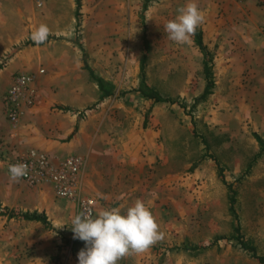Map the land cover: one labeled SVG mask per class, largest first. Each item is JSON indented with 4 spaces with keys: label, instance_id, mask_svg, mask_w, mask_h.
I'll list each match as a JSON object with an SVG mask.
<instances>
[{
    "label": "rangeland",
    "instance_id": "1",
    "mask_svg": "<svg viewBox=\"0 0 264 264\" xmlns=\"http://www.w3.org/2000/svg\"><path fill=\"white\" fill-rule=\"evenodd\" d=\"M144 2L80 0L75 16L74 0H0V211L42 212L49 222L0 216V264H79L85 248L72 247L74 203L49 183L9 180L7 162L30 149L54 164L82 158L79 192L94 200V218L106 208L123 213L136 199L151 210L162 239L118 264H259L231 239L236 221L217 166L235 191L244 239L264 257V152L257 156L256 140L264 143V0H196L205 15L196 30L211 55L204 100L193 36L177 44L164 29L187 0H146L143 12ZM40 24L49 39L31 46ZM144 52L146 83L174 103L133 91ZM83 54L113 96L98 102ZM17 73L30 77L33 102L13 124L1 97ZM183 244L212 246L173 249Z\"/></svg>",
    "mask_w": 264,
    "mask_h": 264
},
{
    "label": "clouds",
    "instance_id": "2",
    "mask_svg": "<svg viewBox=\"0 0 264 264\" xmlns=\"http://www.w3.org/2000/svg\"><path fill=\"white\" fill-rule=\"evenodd\" d=\"M177 12L175 19L165 23V32L177 44L190 43L196 29L205 22V15L196 0H187ZM49 34L48 26L40 24L31 39L42 44ZM8 173L11 182H19L28 175V166L10 164ZM101 198L106 197L101 194ZM123 208L103 209L95 218L90 210H85L72 219L73 239L85 242V248L78 253L79 264H118L124 257L143 254L162 239L156 218L143 200L136 199L122 213Z\"/></svg>",
    "mask_w": 264,
    "mask_h": 264
},
{
    "label": "built area",
    "instance_id": "3",
    "mask_svg": "<svg viewBox=\"0 0 264 264\" xmlns=\"http://www.w3.org/2000/svg\"><path fill=\"white\" fill-rule=\"evenodd\" d=\"M33 102L31 79L24 73L15 74L8 88L2 93L1 104L10 123H16L25 106ZM81 157L68 154L54 164L48 156L38 150L30 149L24 155L10 159V164L24 163L28 166V175L21 180L32 186L49 183L55 196L74 203L77 215L90 210L94 214V200L79 192V176L83 165Z\"/></svg>",
    "mask_w": 264,
    "mask_h": 264
},
{
    "label": "trees",
    "instance_id": "4",
    "mask_svg": "<svg viewBox=\"0 0 264 264\" xmlns=\"http://www.w3.org/2000/svg\"><path fill=\"white\" fill-rule=\"evenodd\" d=\"M75 3V16H78V10L80 7V0H74ZM147 8V3L146 0L143 3L142 9L143 12L145 11V9ZM143 23V22H142ZM142 44H143V49L146 52L148 49V45H147V41L145 39V28L144 25H142ZM49 37L47 38L46 42L48 41ZM31 46L34 45H42V44H37L35 41H28ZM193 42L196 45V47L198 48V50L200 51L201 55H202V74L205 80V85L203 88V91L201 93V95L199 96V99L204 100L211 92H212V88H213V81H212V75H211V70H210V66L208 65L209 62L211 61V55L210 53H208L202 43V39H201V32L199 30H196L195 35H193ZM144 52V55L141 57L140 62H139V83L137 85V87L133 90L137 93H139L143 98L147 99V100H151L154 103H163V102H168L170 104L174 103L173 100L162 97L155 89H153L152 87H150L145 80V72H144V62L146 59V53ZM83 69L87 72L89 79L95 84L97 92H98V102L102 101L108 97H111L115 94V90L114 87L102 80L99 76H97L95 74V72L92 70V68L87 64V62L85 61V55L83 54ZM121 94H123V92H121ZM62 108L63 110H67L66 108L63 107H59ZM73 134V133H72ZM256 140L259 142L260 144V151L258 152L257 156H260L263 152H264V143L261 142L259 140L258 137H256ZM209 158H213L211 155H208ZM248 169H250V166L248 167ZM217 175L221 180V183L224 184L226 186V189L228 190V203H229V210H230V214L233 216L234 220L236 221V225L233 228V234L231 235V239H233L235 241V244L242 250L246 251L247 253L250 254V256L255 259L259 264H264V257L260 256L256 253V250L254 248V246L250 245L243 237L242 233H241V226L238 220V216L236 215L234 206L236 204V198H235V191L234 189H232L231 184L226 183L224 178H223V174H222V170L220 167L217 166ZM0 216H5L7 219L10 218H19L21 220H26V221H32V222H39L42 225H45L46 227L49 226V222L46 219V216L44 213H39V212H22V213H15L12 210L8 211V210H1L0 211ZM220 237H217L214 239V242H217V240H219ZM212 244L210 245H204V246H189L186 244H183L179 247H174L173 249L175 250H183V251H203L206 250L208 248H210L212 246ZM84 245V241H81L79 239H74L72 241V247L79 248L82 247Z\"/></svg>",
    "mask_w": 264,
    "mask_h": 264
},
{
    "label": "crops",
    "instance_id": "5",
    "mask_svg": "<svg viewBox=\"0 0 264 264\" xmlns=\"http://www.w3.org/2000/svg\"><path fill=\"white\" fill-rule=\"evenodd\" d=\"M67 156V155H66ZM64 158V157H63Z\"/></svg>",
    "mask_w": 264,
    "mask_h": 264
}]
</instances>
